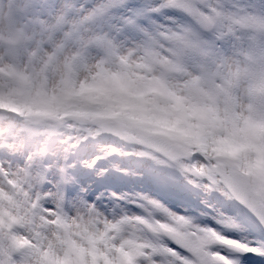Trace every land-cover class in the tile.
<instances>
[{
    "label": "snow or ice",
    "instance_id": "6c2138e0",
    "mask_svg": "<svg viewBox=\"0 0 264 264\" xmlns=\"http://www.w3.org/2000/svg\"><path fill=\"white\" fill-rule=\"evenodd\" d=\"M0 264H264V0H0Z\"/></svg>",
    "mask_w": 264,
    "mask_h": 264
}]
</instances>
